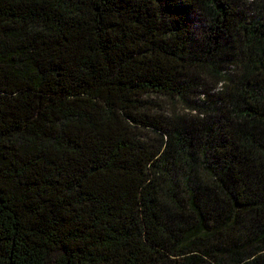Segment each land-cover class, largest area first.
<instances>
[{
    "label": "trees",
    "instance_id": "trees-1",
    "mask_svg": "<svg viewBox=\"0 0 264 264\" xmlns=\"http://www.w3.org/2000/svg\"><path fill=\"white\" fill-rule=\"evenodd\" d=\"M0 264H264V0H0Z\"/></svg>",
    "mask_w": 264,
    "mask_h": 264
},
{
    "label": "rangeland",
    "instance_id": "rangeland-1",
    "mask_svg": "<svg viewBox=\"0 0 264 264\" xmlns=\"http://www.w3.org/2000/svg\"><path fill=\"white\" fill-rule=\"evenodd\" d=\"M251 1V0H250ZM158 108H156V111L159 114L165 115L167 117L173 116V115H184L188 112L187 108L182 105L181 103H175L168 100H157Z\"/></svg>",
    "mask_w": 264,
    "mask_h": 264
}]
</instances>
